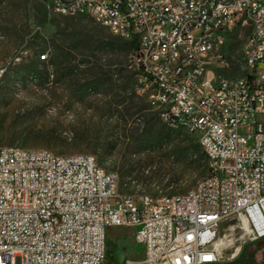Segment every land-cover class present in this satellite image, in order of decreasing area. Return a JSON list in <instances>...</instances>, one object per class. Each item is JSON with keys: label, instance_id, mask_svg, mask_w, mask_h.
Segmentation results:
<instances>
[{"label": "built area", "instance_id": "obj_1", "mask_svg": "<svg viewBox=\"0 0 264 264\" xmlns=\"http://www.w3.org/2000/svg\"><path fill=\"white\" fill-rule=\"evenodd\" d=\"M59 12L91 17L133 42L135 92L160 120L187 122L209 157L208 180L170 201L121 194L114 174L91 154L55 159L0 146V264H100L105 229L126 227L143 247L138 264H211L223 225L264 238V0H62ZM116 11V19H109ZM235 24L247 27L241 45L243 80L218 73ZM188 46V56L180 55ZM219 46L218 56L204 49ZM41 56H48L45 51ZM183 59L191 60L184 71ZM3 69L0 68V75ZM142 83L151 93H142ZM243 232V231H242Z\"/></svg>", "mask_w": 264, "mask_h": 264}, {"label": "rangeland", "instance_id": "obj_2", "mask_svg": "<svg viewBox=\"0 0 264 264\" xmlns=\"http://www.w3.org/2000/svg\"><path fill=\"white\" fill-rule=\"evenodd\" d=\"M247 33V27H231L224 47L228 66L218 73L243 74ZM58 49L68 53L72 70L58 63ZM45 51L48 58L40 61ZM131 52L125 40L91 17L55 12L49 0H0V146L91 154L115 175L121 194L191 190L207 175L193 155L201 150L196 136L165 125L136 94ZM227 233L223 225L219 237ZM241 234L232 231L236 243ZM263 252L264 238L246 240L235 257L211 264L238 258L264 264ZM143 257L132 229L106 227L100 264H138Z\"/></svg>", "mask_w": 264, "mask_h": 264}, {"label": "bare ground", "instance_id": "obj_3", "mask_svg": "<svg viewBox=\"0 0 264 264\" xmlns=\"http://www.w3.org/2000/svg\"><path fill=\"white\" fill-rule=\"evenodd\" d=\"M173 0H162V5H170V2ZM52 7H62V0H52ZM58 13L60 14H74V7H64L62 10H60ZM109 19H116V11H109ZM180 55L181 56H188V46H180ZM219 55V46H212L210 49H204V56H218ZM48 56H41V54L38 55V59L40 61L46 60ZM183 66L184 71H191V60L190 59H183ZM3 72V71H2ZM245 75V66H243V74L238 77L234 78H228V82H237L238 80H243ZM1 77V75H0ZM258 78H264V68H258ZM142 93L143 94H150L151 93V84L150 83H142ZM165 125L170 127L171 129H186L187 130V122L183 121H170V120H162ZM12 151L16 152H25V154H35V153H46L48 152V149H24L14 146H8ZM201 150L202 147L200 146ZM50 151V150H49ZM51 156L55 157V159H66L67 154H56L52 151H50ZM209 164V157H206ZM91 161L92 163H96V160L94 156L91 155ZM209 166V165H208ZM99 167L100 171H105L102 167ZM208 180V173L205 177H203L201 180H199L196 185L193 187H199L203 182H206ZM193 188L185 193L181 194H190L193 191ZM132 196H140V197H148L151 201H159V196L153 197L148 194H140V195H132ZM171 195H162V201H170ZM240 227L242 229V234L239 237V242L236 243L237 238L233 237L232 231L233 228L230 227V233H227L223 236L218 237V239L215 242V247L217 253L223 257L225 255L229 257H235L241 249V244L243 243V235L249 231L248 226L246 223L241 220L240 221ZM228 249H231V253H227Z\"/></svg>", "mask_w": 264, "mask_h": 264}, {"label": "trees", "instance_id": "obj_4", "mask_svg": "<svg viewBox=\"0 0 264 264\" xmlns=\"http://www.w3.org/2000/svg\"><path fill=\"white\" fill-rule=\"evenodd\" d=\"M125 43H126L127 47L129 49H131V51H132L134 48V43L133 42H127V41H125ZM67 54L68 53L66 51H64L62 49H60V50L58 49L55 57L58 60L59 64H62L63 62H65L64 67L67 68V70H72L74 67L72 65H70L71 59L66 56ZM60 56L61 57L63 56V57L60 58ZM193 155H194V158L196 159V161L202 162V166H203L205 172L207 171V173H208V161H207V158H206L204 152L202 150L195 149L193 152ZM252 263H253V261H250L249 259L238 258L235 261H232V262L226 263V264H252Z\"/></svg>", "mask_w": 264, "mask_h": 264}, {"label": "water", "instance_id": "obj_5", "mask_svg": "<svg viewBox=\"0 0 264 264\" xmlns=\"http://www.w3.org/2000/svg\"><path fill=\"white\" fill-rule=\"evenodd\" d=\"M262 241H260V243H261ZM259 244V243H258ZM263 258H264V252H263Z\"/></svg>", "mask_w": 264, "mask_h": 264}]
</instances>
